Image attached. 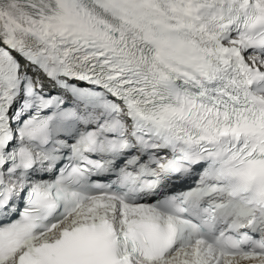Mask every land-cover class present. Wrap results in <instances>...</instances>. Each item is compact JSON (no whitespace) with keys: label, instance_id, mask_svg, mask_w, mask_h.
<instances>
[{"label":"snow or ice","instance_id":"1","mask_svg":"<svg viewBox=\"0 0 264 264\" xmlns=\"http://www.w3.org/2000/svg\"><path fill=\"white\" fill-rule=\"evenodd\" d=\"M0 264H264V0H0Z\"/></svg>","mask_w":264,"mask_h":264}]
</instances>
